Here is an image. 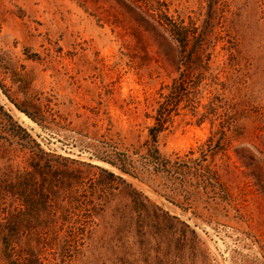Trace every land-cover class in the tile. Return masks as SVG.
I'll return each instance as SVG.
<instances>
[{
  "label": "rangeland",
  "instance_id": "rangeland-1",
  "mask_svg": "<svg viewBox=\"0 0 264 264\" xmlns=\"http://www.w3.org/2000/svg\"><path fill=\"white\" fill-rule=\"evenodd\" d=\"M0 83V264H264V0H0Z\"/></svg>",
  "mask_w": 264,
  "mask_h": 264
},
{
  "label": "trees",
  "instance_id": "trees-1",
  "mask_svg": "<svg viewBox=\"0 0 264 264\" xmlns=\"http://www.w3.org/2000/svg\"><path fill=\"white\" fill-rule=\"evenodd\" d=\"M187 30V28L182 27V26H175V29L172 30L174 37L176 38L177 42L179 43L180 47L183 49L182 50V54L183 55H187L189 54V52H187V45H190V37L188 36V33H185ZM0 87L4 88V86H2V84L0 83ZM173 90V89H172ZM170 91V93L167 96H164V102L163 104H167L170 102V97L172 95L173 91ZM177 91V89H176ZM162 104V105H163ZM26 116H28L30 119H32L33 121H37L35 119L34 116H32L31 114H29L26 110H22L21 108H19ZM160 109H164L163 107H161ZM157 120V124L155 125V127L150 129V137L151 140L149 141L150 147L148 148V160L150 161L149 163L152 165V167H154L155 171L157 173L160 172H165V171H169L168 169V165H166V163H164L162 160V156L160 154V151L158 149V136L161 133L162 129H163V125L160 124V120L156 117ZM100 160L109 163L110 165L119 168L123 173L128 174V170L126 168V164L128 162V156L126 154H116V159L115 160H110V159H104V158H99Z\"/></svg>",
  "mask_w": 264,
  "mask_h": 264
}]
</instances>
